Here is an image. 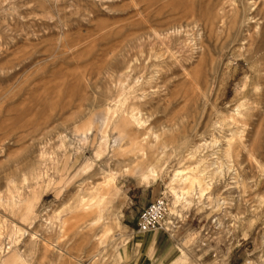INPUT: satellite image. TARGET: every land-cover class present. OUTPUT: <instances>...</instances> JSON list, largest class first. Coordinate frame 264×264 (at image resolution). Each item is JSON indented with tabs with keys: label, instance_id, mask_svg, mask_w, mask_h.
Returning a JSON list of instances; mask_svg holds the SVG:
<instances>
[{
	"label": "rangeland",
	"instance_id": "374dc122",
	"mask_svg": "<svg viewBox=\"0 0 264 264\" xmlns=\"http://www.w3.org/2000/svg\"><path fill=\"white\" fill-rule=\"evenodd\" d=\"M161 196L154 264H264V0H0V264H133Z\"/></svg>",
	"mask_w": 264,
	"mask_h": 264
},
{
	"label": "bare ground",
	"instance_id": "6f19581e",
	"mask_svg": "<svg viewBox=\"0 0 264 264\" xmlns=\"http://www.w3.org/2000/svg\"><path fill=\"white\" fill-rule=\"evenodd\" d=\"M210 24V23H209ZM212 29V28H211ZM182 49V48H181ZM168 51V50H167ZM113 102V101H112ZM117 105V104H116ZM128 107L127 106H122V107H119V106H116V107H112V108H108V119H109V121L111 122V121H114V119L121 113V112H123L125 115H127L128 116V109H127ZM136 110V108H131V110H130V118H129V120H128V122H126L125 123V125H121L119 128L121 129L120 130V132H122V141H124L128 136L126 135V127H127V124L129 125V123H131V120H133V121H135V113H134V111ZM238 115H240L239 113H238ZM124 118V117H123ZM225 120V119H224ZM137 122V121H136ZM135 122V123H136ZM227 137V136H226ZM157 140H158V138H156ZM156 141V140H155ZM169 141V140H168ZM130 143H131V151H130V153H133V154H135V156L133 157V158H131V157H127V159H124L122 162L125 164L126 162L127 163H131V164H136V165H139V162L141 163V165H143V166H146V167H148L151 171H152V174H155V171H154V161L156 160V154L154 153V154H148L146 151H145V147H144V145L143 146H139L138 147V145H137V142L135 141V140H130ZM159 143V145H161V150H165V151H161V152H163V155L167 152V149H168V146L166 145V143L163 141V140H161V141H159L158 142ZM241 144H242V146H243V148L244 149H246V147L244 146V143L241 141ZM160 150V149H159ZM249 152H250V150H248ZM136 153H141V155L139 156V154L138 155H136ZM247 154V153H246ZM116 155V154H115ZM252 155V154H251ZM117 156V155H116ZM250 156V155H249ZM159 157H161V156H159ZM158 159V158H157ZM205 159H200L199 160V164H201V162H203ZM117 163H121V161H117ZM119 165V164H118ZM178 175V174H177ZM176 175V176H177ZM189 179V177H186L184 180H188ZM183 180V181H184ZM92 195H95L94 197V202L95 203H92L91 204V206L89 207V210H93V209H95V213H96V216H95V219L93 220V223L95 224V225H97V224H99L100 222H101V220H102V218H103V207L101 206L102 204H101V202H102V200H104L105 198V194L104 193H102L99 189H97V190H95L93 193H92ZM93 202V201H92ZM106 204H107V202H106ZM89 206V205H88ZM105 214V213H104ZM113 225V224H112ZM19 231H24V232H26L24 229H21V228H19ZM140 233H142V232H140ZM150 233V235H151V237H152V234L153 233H155V230H153V231H150L149 232ZM37 235H36V233H31V240H34V239H37ZM141 238V236H139L138 237V239H140ZM44 239V238H43ZM44 241V240H43ZM47 241V240H46ZM48 242V241H47ZM150 242H151V240L149 241V245H150ZM33 243V242H32ZM37 244V243H36ZM50 244V243H49ZM40 245H41V242H40ZM39 245V246H40ZM53 245V244H52ZM38 246V245H37ZM129 244H128V241H127V247L125 248V250H124V255H127V252H128V250H129ZM100 251V250H99ZM99 253V252H98ZM98 255V254H97ZM122 255V254H121ZM95 256V255H94ZM93 257V256H92ZM21 258H23L19 253L17 254V255H14L13 256V259H21ZM94 259L96 258V256L95 257H93ZM97 259V258H96ZM178 261V260H177ZM96 262H98V260L96 261ZM175 264V263H174Z\"/></svg>",
	"mask_w": 264,
	"mask_h": 264
},
{
	"label": "built area",
	"instance_id": "2783aa9c",
	"mask_svg": "<svg viewBox=\"0 0 264 264\" xmlns=\"http://www.w3.org/2000/svg\"><path fill=\"white\" fill-rule=\"evenodd\" d=\"M169 203L166 197L161 196L151 202L140 214L138 227L139 232L148 233L150 231L163 230L162 221L168 214Z\"/></svg>",
	"mask_w": 264,
	"mask_h": 264
},
{
	"label": "crops",
	"instance_id": "0c3cea01",
	"mask_svg": "<svg viewBox=\"0 0 264 264\" xmlns=\"http://www.w3.org/2000/svg\"><path fill=\"white\" fill-rule=\"evenodd\" d=\"M158 233H154L152 234L151 237V242L149 245V242H145L146 239H148L149 236H151L150 234H143V237L141 238V242L139 244V251H140V255L139 257L135 260V262L133 264H154V261L150 255L151 251L156 249V246L158 244ZM155 255V254H154Z\"/></svg>",
	"mask_w": 264,
	"mask_h": 264
}]
</instances>
